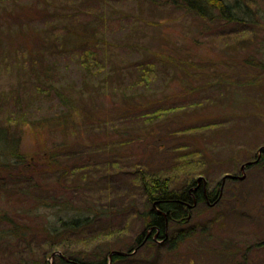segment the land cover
<instances>
[{
  "label": "rangeland",
  "instance_id": "rangeland-1",
  "mask_svg": "<svg viewBox=\"0 0 264 264\" xmlns=\"http://www.w3.org/2000/svg\"><path fill=\"white\" fill-rule=\"evenodd\" d=\"M239 1L251 9L250 25L204 21L178 0H0V126L8 124L21 99L28 100L24 105L33 118L56 107L44 95L48 86L39 83L48 69L50 87L75 100L86 92L92 96L86 106L102 117L99 124L80 126L79 141L72 138L66 155L59 136L50 141L30 128L13 138L30 161L48 159L55 143L62 164L78 169L61 178L37 173L32 181L0 179V216L24 231L0 237V264H54L52 254L62 255L63 249L91 259L126 252L145 230L133 171L165 165L168 156L156 150L158 144H171V131L186 124L216 125L186 136L192 148H203L206 168L200 175L208 191L225 174L244 179L225 181L214 206L197 203L185 224L172 226L195 230L176 248L146 229L147 239L159 247L135 248L133 259L110 264H237L221 260L227 253L242 264H264V165L240 171L264 147V71L242 62L264 60V0ZM91 41L101 46L106 66L101 84L85 79L81 67L82 49ZM146 63L154 66L153 78L123 96L135 66ZM128 105L178 111L155 123L150 137L143 118L124 116ZM77 216H89L90 222L65 232L48 253L47 229ZM9 228L0 221V233Z\"/></svg>",
  "mask_w": 264,
  "mask_h": 264
},
{
  "label": "trees",
  "instance_id": "trees-1",
  "mask_svg": "<svg viewBox=\"0 0 264 264\" xmlns=\"http://www.w3.org/2000/svg\"><path fill=\"white\" fill-rule=\"evenodd\" d=\"M178 2L187 12H190L192 15L204 21L222 19L228 23L250 25L249 23L254 18L250 7L239 0H178ZM101 54V46L92 41L89 42V45L85 46L81 52V67L84 71V78L88 79L92 84L104 78L105 75L106 66ZM242 62L245 67H249L255 71H264V60L248 57ZM135 70L136 72L130 75L131 80L125 84L124 88H121L124 91L123 96L134 88L148 84L151 78H153L152 72L154 66L152 64H138L135 66ZM44 71L46 70H43V72ZM50 71L51 69H48L42 74L39 83L44 87L46 85L48 86L47 89L49 90L45 91L46 94L44 95L54 98L56 107L48 111L45 115L33 118V113L29 109L30 106L24 105L28 100L21 99L19 103L22 105H18V108L9 114L8 124L0 126V179L2 180L4 178H15L18 176L19 178H25L27 181H32L33 176L37 173L57 174V176H59L58 178H61L70 173L69 170L75 171L78 169V167L74 165L70 167L67 163L62 164L57 155V148H55L57 145L55 143H53V152L49 153L50 156H48V159L36 161L26 159L24 155L18 152L13 139L16 135L20 136L24 129L30 130V128H32L35 129L36 132L40 131L42 136L45 139L48 138L50 141L56 136H59L63 141V143L58 144V146L61 147L60 152L62 151V153L66 155L68 154L67 150L70 151L72 148V138L79 141L77 135L82 134L80 130L82 124H99L102 121V117H100L98 113H95L94 109L86 106V103L91 100L92 96H89L85 91V93H78L79 99L75 100L73 95L66 90L50 87L52 78L48 77L46 79V76L49 75L47 72ZM140 72L139 80H134V76ZM43 80L47 81L43 82ZM97 83L101 84L102 82L97 81ZM123 98L125 99L126 97ZM131 100L130 102H132ZM128 107L131 109H127V113L124 116H128L129 118H131V116L132 118H134V116L143 118L146 123L150 124L148 129V135H150V137L152 132L149 130H153L152 127L155 123H158L162 118L176 115L175 112L178 111V109L175 108H165L150 112L145 109L139 110L136 105H128ZM140 111H142V113ZM16 118H18L20 123L16 122ZM211 126L216 125L206 124L197 126L186 124L177 129H173L171 131V139H173L170 141L171 144L167 145L165 142H162L158 144L156 149L158 152L162 151L164 155L168 156L165 165L157 163L153 169L151 166L138 165L135 167L133 171L135 178L134 182L141 189V199L145 206L144 211L141 212L145 220V230L138 234L133 245L130 246L126 252L121 251L126 253L125 255H112V263L133 259L137 256L133 255L135 248L141 250L142 248L159 247L151 238H145L146 229H153L154 232L157 233L158 238L166 240L169 249L176 248L178 243L193 234L195 231L193 228H179L174 231L172 229L173 225L185 224L188 221L187 215L189 209H187L186 205H191L193 202V196L189 190L195 186L196 177L201 176L200 174H202L206 168V162L202 159L203 148H192L190 142L186 140V136L189 134H197V132L209 129ZM154 135L156 138L158 137L156 132H154ZM135 136L138 137L140 135L137 134ZM162 139L164 140V137H161V140ZM73 145L74 147L77 146L75 144ZM255 159L256 158H250L244 162L253 161ZM258 164L264 165V155L257 163L249 165L246 168L249 169ZM231 181H233V179H227L225 184ZM220 185L221 181L217 182L216 186L208 191L210 199L215 198L218 193L217 187ZM193 194L198 202H204L205 198L201 186H199ZM4 220L8 222L10 228L8 229L9 231H2L0 237L4 238V236L10 234L24 235V231L18 228L11 219L4 215L0 216V221ZM58 221L60 226L57 227L56 222H53V225L47 229L48 233L45 234V239H47L45 243H48V247L45 250L47 252L50 250V253L53 252L55 248L59 247V244L56 242L59 237L67 231H78L87 226L90 222V217L77 216L62 220L58 219ZM169 230L170 234L168 233ZM110 253L111 251H109L107 255L91 259L80 255H72L70 251H65L63 249L62 255H57L55 257L54 264H108ZM233 259L237 261V264L245 262L236 259L235 253H227L226 257H222L221 260L232 261ZM44 264H48V262Z\"/></svg>",
  "mask_w": 264,
  "mask_h": 264
},
{
  "label": "water",
  "instance_id": "water-1",
  "mask_svg": "<svg viewBox=\"0 0 264 264\" xmlns=\"http://www.w3.org/2000/svg\"><path fill=\"white\" fill-rule=\"evenodd\" d=\"M264 153V147H260L258 149V155H257V158L253 161H247V162H244L241 166H240V171H244V169L249 166V165H252V164H255L257 163L258 159L260 158V156ZM201 179H203L202 176H199L196 180L199 182ZM226 179H236V180H242L244 179V175H241V176H236V175H231V174H225L222 178H221V181H222V184H224L225 180ZM221 190H220V193L218 194V198L212 203V205H215L220 197H221ZM126 253L124 252H121V251H112L109 255V262L108 264L111 263V258H112V255H125ZM55 255H60L59 252H55L52 254V258L55 257Z\"/></svg>",
  "mask_w": 264,
  "mask_h": 264
},
{
  "label": "flooded vegetation",
  "instance_id": "flooded-vegetation-1",
  "mask_svg": "<svg viewBox=\"0 0 264 264\" xmlns=\"http://www.w3.org/2000/svg\"><path fill=\"white\" fill-rule=\"evenodd\" d=\"M264 155V153L260 156V158L259 159H261V157ZM258 159V160H259ZM226 181V180H225ZM223 184H222V181H221V185L220 186H222ZM199 186H201V188H202V191H203V195H204V198H205V200H204V203H207L208 205H211V207L212 206H214V205H212V203L214 202V200L215 199H217L218 198V194L220 193V189H219V191H218V193L216 194V196H215V198L214 199H210L209 198V196H208V190H207V187H206V183H205V180L204 179H201L199 182L196 180L195 181V186H193L190 190H189V192L192 194V196H193V202H192V204L190 205V204H187L186 206H187V209H189L190 210V208H192V207H194L197 203H200V202H198V200H197V198L195 197V195L193 194L194 193V191H196L197 190V188L199 187ZM221 198V197H220ZM188 217H190V216H188ZM187 217V219L189 220L190 218H188ZM148 237V235H146L145 234V238H147Z\"/></svg>",
  "mask_w": 264,
  "mask_h": 264
},
{
  "label": "bare ground",
  "instance_id": "bare-ground-1",
  "mask_svg": "<svg viewBox=\"0 0 264 264\" xmlns=\"http://www.w3.org/2000/svg\"><path fill=\"white\" fill-rule=\"evenodd\" d=\"M197 178H198V177H197ZM197 178H196V179H197Z\"/></svg>",
  "mask_w": 264,
  "mask_h": 264
}]
</instances>
